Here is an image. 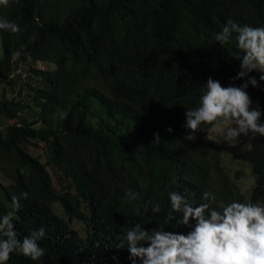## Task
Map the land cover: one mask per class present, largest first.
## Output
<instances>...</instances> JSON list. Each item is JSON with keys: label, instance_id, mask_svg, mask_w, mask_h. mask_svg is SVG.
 Wrapping results in <instances>:
<instances>
[{"label": "trees", "instance_id": "trees-1", "mask_svg": "<svg viewBox=\"0 0 264 264\" xmlns=\"http://www.w3.org/2000/svg\"><path fill=\"white\" fill-rule=\"evenodd\" d=\"M0 17L20 28L0 31V214L13 212L20 239L46 230L43 257L13 253L7 264H130L115 246L136 222L188 231L171 191L197 204L211 191L213 207L264 203V137L236 151L211 125L195 140L184 127L209 76L242 82L232 79L239 50L214 34L228 19L264 26V0H10ZM248 92L264 109V90ZM225 151L252 167L249 198ZM21 192L29 196L14 212Z\"/></svg>", "mask_w": 264, "mask_h": 264}, {"label": "clouds", "instance_id": "clouds-1", "mask_svg": "<svg viewBox=\"0 0 264 264\" xmlns=\"http://www.w3.org/2000/svg\"><path fill=\"white\" fill-rule=\"evenodd\" d=\"M9 2L0 0V7H7ZM19 30L15 22L0 17V31ZM214 39L221 47L231 42L239 50L235 57L240 61L239 71L232 79L242 82L225 86L219 79L208 77L197 106L186 108V139L195 140L197 132H205V126L211 125L225 144L236 147L241 137H264V109L253 106L248 92L250 86L264 90V26L241 25L228 19ZM186 193V189L171 191L168 199L171 211L182 213L179 224L188 231H171L158 224L149 230L136 222L115 246L127 249L130 264H264V203L232 201L213 207L215 193L203 191L199 204ZM28 196V192L11 196L14 212L22 208L20 201ZM138 197L131 189L125 191L128 200ZM151 211L160 212L159 205L152 204ZM45 237L46 230L40 227L20 239L13 212L0 214V264H7L13 253L38 261L45 255L40 243Z\"/></svg>", "mask_w": 264, "mask_h": 264}, {"label": "rangeland", "instance_id": "rangeland-1", "mask_svg": "<svg viewBox=\"0 0 264 264\" xmlns=\"http://www.w3.org/2000/svg\"><path fill=\"white\" fill-rule=\"evenodd\" d=\"M42 66H46L44 63H41ZM210 136L214 138L219 144H221L225 148H233L236 151H246L251 148L253 142L259 137L256 138H250V137H241V141L238 146L236 147H230L227 144H225L220 137L218 132L211 131ZM34 154H41L43 160H45L44 153L41 149L37 147H33L32 149ZM223 162L227 165L229 171L232 175L236 176V173L238 171H242L241 179L238 181L241 190L246 194L247 198H249L256 186V177L252 171V167L249 163L243 161L242 159L237 158L229 151H225L223 154ZM5 166L9 167V170H11L10 166L5 163ZM12 171V170H11ZM6 183V181H5Z\"/></svg>", "mask_w": 264, "mask_h": 264}]
</instances>
